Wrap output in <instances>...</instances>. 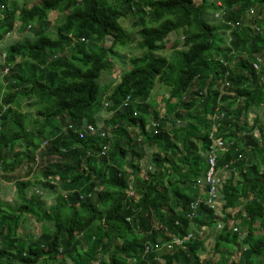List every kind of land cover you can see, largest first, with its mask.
Masks as SVG:
<instances>
[{
	"label": "trees",
	"instance_id": "trees-1",
	"mask_svg": "<svg viewBox=\"0 0 264 264\" xmlns=\"http://www.w3.org/2000/svg\"><path fill=\"white\" fill-rule=\"evenodd\" d=\"M17 6L0 0V41L16 17L24 22L19 30L32 32L9 43L0 62L8 67L0 99V170L14 180L19 199H0V264L44 258L53 264L66 258L72 264H264V0H37L16 14ZM50 10L65 14L52 32L45 20ZM131 18L142 52L128 57L115 47L130 40L123 26ZM172 32L180 36L171 47L180 48L170 58L157 54ZM105 37L112 39L108 47ZM114 59L125 69L117 81L103 82V101L99 78L112 73ZM160 83L169 97L163 92L161 103H151ZM190 90L195 99L175 115L186 121L175 124L169 115ZM31 98L37 117L13 108ZM104 108L108 136L86 132L80 138L65 128L74 121L78 130L82 121L98 127ZM196 111L202 114L191 115ZM214 112L224 113L216 133L226 145L217 167L237 169L215 185L225 201L221 208L203 202L210 188L207 160L195 142L202 141L203 151L209 144ZM37 167L38 182L31 174ZM45 194L55 195L52 206H45ZM197 199L196 216H187ZM35 207L41 213L36 220L52 227L21 239L20 214ZM190 231L182 246H152ZM208 232L215 254L202 257Z\"/></svg>",
	"mask_w": 264,
	"mask_h": 264
},
{
	"label": "rangeland",
	"instance_id": "rangeland-1",
	"mask_svg": "<svg viewBox=\"0 0 264 264\" xmlns=\"http://www.w3.org/2000/svg\"><path fill=\"white\" fill-rule=\"evenodd\" d=\"M16 2V4L18 6H22L23 3L26 7L32 5V3L34 2H37V0H14ZM108 4L116 1V0H105ZM61 14H57V12L55 13H49V16H50V20L52 21L53 19L55 20V18L58 17V19L60 20L61 17L63 18V16H60ZM219 16V14H218ZM125 18V17H124ZM122 18L119 19V22L123 25L122 23ZM134 19H129L127 21V23L124 25V27L126 28L125 31L126 33L129 35L130 37V40H128L127 42L121 44V45H118L115 47V49L117 50L118 53L120 54H126L128 57L129 56H133V55H140L142 50L140 49V47H138L139 45V37H138V34H136V30H137V27H133L132 25V22H133ZM18 26H16L10 33V36H7L6 39H5V45H7L8 43L12 42L13 41V36L18 39H21L23 38L25 35H28L31 36L32 32L29 30H24L22 31V33H19L17 32V29ZM50 28V27H48ZM52 30V28H50ZM13 34V36L11 35ZM180 36V34L176 33V32H172L170 37H169V42L166 44L165 48L162 49V50H159L157 51V54H161V55H165L166 57H171V56H174L175 53L177 52V50L180 48H173L171 47L172 46V43L174 40H176L178 37ZM112 42V39L110 37H105L104 40H103V46L104 47H108L110 46ZM67 52L68 54H70V48L68 47L67 49ZM126 61V60H125ZM125 69V65L122 64L121 61H119L118 59H114L113 60V70H112V73L109 74L108 73H105L104 75L101 76V78H99V84H100V87L102 89V96H101V99L104 100L105 98V93H106V89H105V84L103 82H106V81H117L119 79V76L121 75V72ZM162 83L160 84H155V86L152 88V102L151 103H161L163 100V95L165 93V91H167L168 88H166V86H164ZM160 88V89H158ZM158 89V90H157ZM3 92V84H2V80H1V75H0V97H1V94ZM25 100L22 99L20 101V104L19 105H15V108H18L20 110H23V111H26L28 114H34L35 117H37V115L35 114L34 112V107L31 106L29 103H26L24 102ZM33 116V115H32ZM246 116H248L247 118L248 119H251L252 117V114L251 112L248 114H246ZM39 121L41 123H43V120H44V117L39 115ZM131 129V128H130ZM199 130L196 129L194 131V135H199L198 134ZM254 136L257 137L259 136L258 135V129H255L254 131ZM212 138L214 139V136H212ZM215 142H216V145L217 146H220L221 144L219 143V140L215 138ZM222 142H225V139H222ZM45 145L44 142L41 143V146ZM150 156V152H146V155L145 157L143 158L142 160V167H141V170H140V175H144L145 173V170L143 169L144 166L146 165L145 163L148 162V158ZM240 159H242V156L240 157ZM39 169H40V165H39ZM28 171V167H23L22 168V172H26ZM7 173V172H6ZM5 172H1L0 171V199L1 200H4V201H7L9 202L10 204L12 203H15V201L19 200L18 197H17V193H16V189H15V185H14V180H10V181H7L5 179ZM35 173V174H34ZM224 173L226 174L225 177H228L229 175L227 174L226 172V169L224 170ZM31 174H34L32 177L35 178V180L38 182L39 179L37 180V178H41V174L38 170V167L31 173ZM237 174V172H236ZM130 186L132 185V181H130ZM37 188V187H35ZM37 190V189H35ZM30 192H28L29 194ZM127 193L129 195H131V192L130 190L128 189ZM55 195H48L46 194L45 195V206H52L53 203L55 202L53 197ZM47 197V198H46ZM225 203L224 199L218 195V197L216 198V201H215V205H216V208H221L222 205ZM238 208H235L233 211H236ZM37 218H36V217ZM38 217H41V213L38 211V209L35 207V208H31L30 210V213H21L20 214V220H21V227L17 229V236L20 237L21 235V239H33L34 237H37L38 235H40V233L43 231L44 227L45 226H48L49 230H50V226L52 227V222L48 221V222H45V221H38L39 218ZM38 219V220H36ZM236 227H238L237 225H234ZM254 227V228H253ZM252 229L255 231L256 234H259L260 231L257 229L258 227L255 226V224L253 225ZM243 230H246L245 227H242ZM242 229H239L238 228V231L240 232V237L243 235V232L241 231ZM237 231V232H238ZM31 236V237H29ZM135 236V234H129V237H133ZM206 244L208 245V248L206 250V254H203L202 257H210L212 256L213 254H215V247H214V242H213V239L211 237V234L208 232L206 234ZM25 245V243H24ZM237 250V248H236ZM79 251L82 252V248L79 246ZM230 260H232L230 258ZM228 260V261H230ZM53 263H57V261H51L47 258H44L42 260H40V262L38 264H53ZM64 264H72L71 260H69L68 258L65 259V262Z\"/></svg>",
	"mask_w": 264,
	"mask_h": 264
},
{
	"label": "clouds",
	"instance_id": "clouds-1",
	"mask_svg": "<svg viewBox=\"0 0 264 264\" xmlns=\"http://www.w3.org/2000/svg\"><path fill=\"white\" fill-rule=\"evenodd\" d=\"M34 3H37V2H34ZM34 3H32V5L34 4ZM20 7L21 6H17V13L16 14H18L19 13V11H21L20 10ZM26 7V6H25ZM29 7H31V5L30 6H28L27 8H29ZM55 12H57V14H61L60 16H64L65 14L64 13H60V12H58V11H56V10H50V11H47V13H46V18H45V20H48L49 22H50V28H52V30H54V28H55V26H56V24H57V22L55 21L56 19H58V17L57 18H55V20L53 19L52 21L50 20V16H49V13H55ZM21 17H16V19H15V27H16V25L17 26H21L24 22H22V21H20L19 19H20ZM63 19V18H62ZM61 19V20H62ZM59 20V19H58ZM124 27V26H123ZM50 28H47V29H49V31L48 32H52L51 31V29ZM17 30V32H19V33H22V31H24V30H19V28H17L16 29ZM19 30V31H18ZM29 32H30V30H29ZM10 33H12V32H9V33H7V35H5V37L0 41V62H3V59L5 58V55H6V47L8 46V44L7 45H5L4 44V41H5V39H6V37L7 36H10ZM12 36H13V34H11ZM26 36H28V35H26ZM13 41L12 42H14V41H20V40H22L23 38H21V39H18L17 37L15 38L14 36H13ZM83 40V39H82ZM11 43V42H10ZM7 70H8V67H5L4 68V70L0 67V75H1V80H2V84H3V92H2V94L4 93V91H5V85H4V82H5V80L3 79V75L5 74V72H7ZM193 82H195V81H193ZM196 83V82H195ZM196 85H197V83H196ZM166 92V91H165ZM193 90H190L189 92H184V93H182L181 95H180V98H181V102L179 103L180 105H179V107L177 108H174L173 110H172V112L170 113V115H169V117L172 119V120H175V124H176V122L177 123H180V119H177L176 120V117H175V115H176V111H179L180 113H183L184 114V110H183V107L181 108V105L183 104V103H189V102H191L193 99H195V98H193L192 97V95H193ZM2 94H1V96H2ZM165 95H167L168 97H169V93H167L166 92V94ZM199 97H201V92H198V94L196 93V99H199ZM175 98V97H174ZM0 99H1V97H0ZM22 99H20L19 100V102L17 103V104H15V105H19L20 104V101H21ZM25 100V99H24ZM127 100V101H126ZM128 100H130L129 99V95H126L124 98H123V101H122V103H123V106H126V102H128ZM33 98H31V99H29V100H25L24 102H26V103H29L31 106H33L34 107V103H33ZM103 101H105V99L103 100ZM121 103V104H122ZM15 105L13 106V108L14 109H18V108H15ZM106 105H107V103H104V106L106 107ZM198 106H200V109H201V106H202V104H197L196 105V107H198ZM181 108V109H180ZM19 111H21L22 113H24L25 111H23V110H20V109H18ZM218 111H219V109H218ZM134 114H136L135 112H134ZM110 114L105 110V108L103 109V111L102 112H100V118H101V123L100 124H98V127H94L93 126V124L92 123H89V122H87V121H82L81 123H80V125H79V127H80V130H78V127H76L77 126V121H74V123H72V122H68V124L66 125V129L67 130H72L73 132H75V133H77L78 134V136L80 137V138H83L84 137V134L86 133V132H89V133H91V134H97V135H99V136H102L101 135V132H105V135L104 136H102V137H106V136H108L109 135V132L107 131V129H104V125H103V122L105 121V119L109 116ZM161 115H163V114H161ZM224 115V113L223 112H214V114H213V116H212V120L214 121L213 122V125H212V129H211V131L209 132V134H208V142H209V144H207V147L204 149V151L202 150H199V145L196 143V145H197V154L198 155H201V157H202V155H203V157H205V159L207 160L206 162H207V169H208V172H209V167H210V163H209V158L211 157V156H214V158H215V168H214V173H215V175H216V177H218L219 179H221V178H227V177H225V173H224V170L226 169V172H227V174L230 176V174H231V172H234V173H236L237 172V169H234L232 166H227V165H224V166H222V167H217V159H218V157H220V156H222L225 152H226V145H225V142H222L221 143V145L220 146H217L216 145V142H215V138L216 139H223L222 138V136H220V135H218L217 133H216V131H215V127H216V124H217V121L222 117ZM88 125H90V126H92V128H93V130H89L88 129ZM80 132H82L83 133V136H80ZM212 136H214V139L212 138ZM42 142H46V141H41V143ZM195 142H196V140H195ZM22 145H23V143H22ZM41 145V144H40ZM201 151V152H200ZM206 151V152H205ZM102 152H104V150L102 151ZM239 156V158L241 157L240 155H238ZM36 160H37V157L35 158ZM39 170V169H38ZM1 171V170H0ZM2 172V171H1ZM208 172H207V174H208ZM129 190H131V188H129ZM17 192V191H16ZM131 194H133V192H131ZM234 228H236V230H234ZM233 231H238V228L236 227V226H233ZM169 240V239H168ZM164 241V240H163Z\"/></svg>",
	"mask_w": 264,
	"mask_h": 264
},
{
	"label": "built area",
	"instance_id": "built-area-1",
	"mask_svg": "<svg viewBox=\"0 0 264 264\" xmlns=\"http://www.w3.org/2000/svg\"><path fill=\"white\" fill-rule=\"evenodd\" d=\"M263 37H264V33H263ZM258 62H253V67L258 70L260 68V62L261 59L257 60ZM127 101V100H126ZM127 103V102H126ZM88 129L89 130H93L92 126L88 125ZM101 135L104 136L105 132H101ZM80 136H83V133L80 132ZM219 143H222L221 139H218ZM209 163H210V167H209V172L206 176V181L210 184V188L207 190L206 195L207 197H205V199L203 202L205 203L207 201L208 204H210V207H215V199L218 197L219 193L218 191H216L215 185L216 183L220 180L218 177H216L215 173H214V168H215V158L214 156H211L209 158ZM216 197V198H215ZM215 198V199H212ZM212 199V200H211ZM214 200V201H213ZM200 199L194 200L191 204H190V208L192 209V211L188 212L187 216H196V210H198V204H199ZM234 230H236V228H234ZM192 234V231H190L186 237H177L174 236L169 240H164V241H157L156 243H153L152 246L155 249H160L162 247H166L168 249H172L174 248V246H182L183 245V240L187 239L190 235ZM146 249H150V246H147Z\"/></svg>",
	"mask_w": 264,
	"mask_h": 264
},
{
	"label": "crops",
	"instance_id": "crops-1",
	"mask_svg": "<svg viewBox=\"0 0 264 264\" xmlns=\"http://www.w3.org/2000/svg\"><path fill=\"white\" fill-rule=\"evenodd\" d=\"M196 109H198L199 111H201L202 109H200V106H198V107H196ZM197 110V111H198ZM190 112L191 113V115H193V116H200L201 114H202V112ZM185 113V112H184ZM223 117V116H222ZM186 120L185 119H183V120H181L180 121V123H184ZM191 123H194V124H197V121L195 120V121H192ZM218 125H219V122H217V124H216V129H215V131H217V127H218ZM167 128H169V127H167ZM196 143L199 145V150H201L202 151V141L201 140H196ZM200 151V152H201ZM199 156H201V155H199ZM46 195V194H45ZM52 196V195H51ZM47 198V197H46ZM53 199H54V201H55V199H56V197L54 196L53 197Z\"/></svg>",
	"mask_w": 264,
	"mask_h": 264
}]
</instances>
